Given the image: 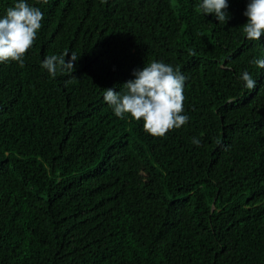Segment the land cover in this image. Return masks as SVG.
Wrapping results in <instances>:
<instances>
[{"label":"trees","instance_id":"obj_1","mask_svg":"<svg viewBox=\"0 0 264 264\" xmlns=\"http://www.w3.org/2000/svg\"><path fill=\"white\" fill-rule=\"evenodd\" d=\"M17 2L0 0V18ZM26 2L44 16L36 40L23 67L0 62V264H264L250 0H228L226 24L202 0ZM65 52L75 71L52 78L42 62ZM151 61L187 78L189 121L163 137L103 99Z\"/></svg>","mask_w":264,"mask_h":264},{"label":"clouds","instance_id":"obj_2","mask_svg":"<svg viewBox=\"0 0 264 264\" xmlns=\"http://www.w3.org/2000/svg\"><path fill=\"white\" fill-rule=\"evenodd\" d=\"M40 2L48 4L49 0ZM199 7L203 14H214L220 24H226L230 18L228 0H202ZM244 15L248 17V22L243 26L246 38L259 41L264 34V0H250ZM43 19L41 10L30 6L26 0H18L14 7L8 8L6 15L0 18V62L16 61L23 67V58L33 46ZM190 55L195 53L190 51ZM68 56V52L60 56H48L42 62V68L52 78L58 74H72L80 56L72 52L66 60ZM252 63L264 69V59H254ZM134 76L135 79L123 84V92L105 89L103 99L113 108L117 117L124 119L125 114L130 113L135 120H143L144 130L155 137H163L170 130L179 129L188 123L189 117L182 114L187 78L179 67L174 70L164 62L151 61L142 70H135ZM241 79L248 90L256 87V81L249 72H243ZM192 142L197 146L201 144L200 139L195 137Z\"/></svg>","mask_w":264,"mask_h":264}]
</instances>
